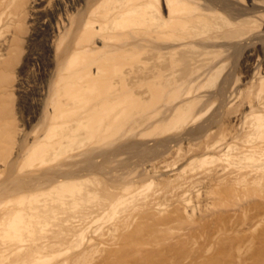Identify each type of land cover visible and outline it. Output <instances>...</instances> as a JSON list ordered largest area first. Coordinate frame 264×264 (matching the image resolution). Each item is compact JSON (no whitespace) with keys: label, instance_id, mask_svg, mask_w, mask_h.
<instances>
[{"label":"bare ground","instance_id":"obj_1","mask_svg":"<svg viewBox=\"0 0 264 264\" xmlns=\"http://www.w3.org/2000/svg\"><path fill=\"white\" fill-rule=\"evenodd\" d=\"M0 264H264V0H0Z\"/></svg>","mask_w":264,"mask_h":264},{"label":"rangeland","instance_id":"obj_2","mask_svg":"<svg viewBox=\"0 0 264 264\" xmlns=\"http://www.w3.org/2000/svg\"><path fill=\"white\" fill-rule=\"evenodd\" d=\"M21 56H23V54H21ZM238 62H240V61H238ZM232 68L237 70L236 65H235V68L234 67H232ZM13 98L14 99H13L12 104H13L14 109H16L17 107H16L15 97H13ZM177 133H179L178 130H175V129H171V130L169 129L168 130V129H165L162 127V128L153 129V130L148 132L147 136L150 138L149 141H148V139H144L145 141H141V139L135 140V141H130V142L128 141L129 143L127 142L124 144V146L122 145L121 148H117V152L115 151L116 146H115V148H113L114 146H112L110 149V154H109L108 159H107L105 166H104L105 171L108 174H110V176L117 173V172H121V173L126 172L125 174H127V175L135 176L138 174L137 171L140 172V170L142 169L141 165L144 166L145 163L148 164V162L150 165H152V163H150V161H151V162H154V164L152 165L154 167L151 166V170L153 171V169L156 168V172L159 170L158 172L160 173V175H158L159 173H157V176H160L158 179H162V178L165 179L164 177H166V175L169 174V171L171 169L173 170L175 168H178L179 166H182L184 163V161H183L184 145L180 146L181 151L179 149L177 152H174L173 150H171V151H173V152H171L169 144H166V142H164L166 147L164 146V144H162L163 143L162 140H164V138H166L168 136L169 137L173 136ZM150 141H152V142H150ZM160 141H162V142H160ZM130 147H133V148H130ZM166 149H167V151H166ZM116 153L118 154L117 157H116V155H117ZM138 166H141V167H138ZM137 168L138 169L141 168V169L137 170ZM95 169H97V166L95 167ZM142 176H141V178H143V179L144 178L146 180L149 179V177L147 175H142ZM161 176H162V178H161ZM145 179L144 180L140 179L141 182L139 181V183L145 184L144 183L146 181ZM155 181H157V180H155ZM155 185L156 184L154 183L153 188L155 187ZM160 199H163L162 196H161V198L157 197L156 202L158 200V203H160V202H162L163 204L165 203L164 204L165 206L162 203L160 204V205H162L161 207H163V208L167 209V207L169 205L171 206V204H173L171 200L169 201L168 197L163 199V201ZM167 199L169 202L167 201ZM169 208L170 207H168V209ZM172 242H175V240H173Z\"/></svg>","mask_w":264,"mask_h":264}]
</instances>
